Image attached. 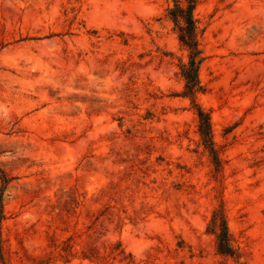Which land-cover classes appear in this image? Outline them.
<instances>
[{"label": "rangeland", "instance_id": "rangeland-1", "mask_svg": "<svg viewBox=\"0 0 264 264\" xmlns=\"http://www.w3.org/2000/svg\"><path fill=\"white\" fill-rule=\"evenodd\" d=\"M174 1L0 0V264H264V0H196L214 153Z\"/></svg>", "mask_w": 264, "mask_h": 264}, {"label": "trees", "instance_id": "trees-1", "mask_svg": "<svg viewBox=\"0 0 264 264\" xmlns=\"http://www.w3.org/2000/svg\"><path fill=\"white\" fill-rule=\"evenodd\" d=\"M196 0H175L173 7L168 8V16L178 29V38L188 49V60L182 62L181 75L185 80V94L191 97L196 107L198 129L206 146L214 153L211 139V122L209 114L195 102L194 94L200 89L199 65L203 59L201 48L198 45V25L193 10ZM217 248L221 253L232 254L233 249L229 243L227 225L221 217V230L216 233Z\"/></svg>", "mask_w": 264, "mask_h": 264}]
</instances>
